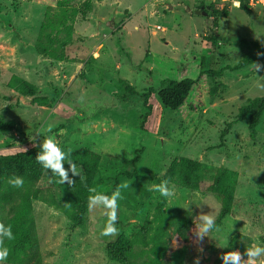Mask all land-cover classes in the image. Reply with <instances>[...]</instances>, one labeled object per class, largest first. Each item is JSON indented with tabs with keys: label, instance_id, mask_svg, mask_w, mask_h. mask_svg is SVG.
Masks as SVG:
<instances>
[{
	"label": "rangeland",
	"instance_id": "rangeland-1",
	"mask_svg": "<svg viewBox=\"0 0 264 264\" xmlns=\"http://www.w3.org/2000/svg\"><path fill=\"white\" fill-rule=\"evenodd\" d=\"M219 4L216 13L203 14L196 0H0V122L15 123L10 131L0 130V154L27 150L53 135L65 152L85 148L99 154L91 185L97 191L111 195L122 181L132 182L118 202L115 237L101 235L107 210H89L87 188L81 190L84 197L78 196L84 166L77 165L83 179L73 177L72 187L46 169L41 179L25 182V190H41L32 215L42 264H120L107 248L120 237L132 241L137 263L194 264L200 256V264H220L222 246L237 234L264 246V118L255 139L249 120H238L240 107L264 95V72L256 73L253 64L236 68L250 42L264 41V10L248 14L227 7L224 14ZM49 20H55L51 28ZM203 70L216 75H208L197 110L184 117L165 107L154 132L141 129L147 111L143 94L150 87L159 88L166 78L203 83ZM22 81L37 88L35 97L22 94ZM181 156L209 167V182L218 167L237 172L233 209L226 218L219 221L220 194L188 188L180 176L170 181L174 197L149 191L167 180L171 158ZM50 195L62 205L83 199V225L73 226ZM175 208L193 211L196 223L201 212L216 217L218 230L204 238L203 252L194 240L187 244L166 237L167 247L156 241ZM148 224L152 228L145 237L142 228Z\"/></svg>",
	"mask_w": 264,
	"mask_h": 264
},
{
	"label": "trees",
	"instance_id": "trees-1",
	"mask_svg": "<svg viewBox=\"0 0 264 264\" xmlns=\"http://www.w3.org/2000/svg\"><path fill=\"white\" fill-rule=\"evenodd\" d=\"M196 1L202 10L209 12V9H211L215 13L218 11L216 4H219L220 0ZM241 9H244L248 14L254 11L250 10L246 4H243ZM221 12L227 14V6ZM54 24L55 20H49L47 27L51 28ZM40 50L42 53H45L48 51V48L40 47ZM258 51L264 52V43L259 40L250 42L236 68L252 65L253 61H263L264 57L256 55ZM212 74L216 75L211 70L201 71V78L206 77L203 83L191 77L181 79L166 78L162 81L159 88L150 87L143 94V103L147 111L141 120V129L151 133L154 132L165 107L180 113L184 117L189 112L197 110L198 103L200 101L202 103L203 101V85H205L207 77L209 78L208 75ZM21 83L20 89L22 94L28 97H35L37 88L27 81H22ZM127 89L136 92L135 87L131 85H127ZM214 91L215 89L211 91L212 94ZM43 100L45 101V98ZM263 118L264 95L249 99L239 109L238 120H249V131L252 139L257 137ZM14 125V121H1L0 130L10 131L14 129ZM42 141L24 151L12 154H0V221L12 226L15 237L11 241H6L7 246L10 248V253L4 262L9 264H42L43 262L37 224L32 215V202L41 196V190H25L23 187L14 188L9 183V180L14 176L23 177L24 183H34L41 179L45 169L37 162L35 157L41 151L40 144ZM137 151L140 152V150ZM136 155L135 160L139 159L138 154ZM71 159L77 165H82L85 168V179L78 184V188L80 189L78 196L79 198L84 197L81 190L84 188L88 190L91 187L99 169V154L83 148L73 152ZM207 168L209 167L189 157H173L171 158L166 177L167 180L172 181L175 176H180L188 188L203 189L220 194L223 200L222 211L219 216V221H221L232 212L238 175L237 172L227 167H218L213 180L209 182V180L206 181ZM48 197L53 204L61 207L70 216L73 226L83 225L84 213L87 208V204L83 199L79 200L77 197L74 201L69 202L71 205L69 208L65 207V204L58 203L53 195ZM159 212L162 213V209ZM195 223V213L193 211L179 208L172 209V214L165 220L162 232L156 234V241L163 242L166 247L168 246L167 238L175 239L178 243H192L194 240L193 230L196 227ZM151 228V224L143 226L142 233L145 237L148 236V230ZM252 243L253 239L251 237L237 234L228 242L223 253L230 250H239L241 253H244L245 249ZM107 248L110 259L120 264L161 263L160 260L155 259L144 261L143 263L135 262L132 259L133 243L130 239L123 237L115 241H109ZM219 263L221 264V260Z\"/></svg>",
	"mask_w": 264,
	"mask_h": 264
},
{
	"label": "clouds",
	"instance_id": "clouds-1",
	"mask_svg": "<svg viewBox=\"0 0 264 264\" xmlns=\"http://www.w3.org/2000/svg\"><path fill=\"white\" fill-rule=\"evenodd\" d=\"M235 7L239 8L240 0H233ZM264 43V41H262ZM258 57H264V52H257ZM253 69L256 73L264 72V63L260 61H253ZM264 87V85H261ZM84 96L81 95L79 98L80 102H83ZM51 132V127L48 128ZM39 135V133H37ZM41 151L37 153V162L46 170L50 171L53 175L58 176V183L67 184L72 187L75 183L73 177L79 176L83 179L82 168H79L77 164L71 159L72 149H68L67 152L62 150L59 142L53 135L47 136L40 144ZM129 160L133 159L132 155H127ZM65 162L69 165L68 168L65 167ZM71 173V175H70ZM259 172L254 173V176ZM12 187L18 188L23 187L24 180L21 176H14L9 180ZM130 181H122L117 187L111 192V195L104 194L103 192L97 191L95 187L88 188V208L93 210L98 206H102L107 211L105 215L107 216L106 224L101 232L102 236L105 237H115L119 234V229L116 224L118 221V209L119 201L122 200L123 191L130 187ZM149 191L158 192L162 197L171 198L175 196V185H171L169 180H162L159 184H154L149 188ZM65 207H71L69 203L65 204ZM199 223H195L196 227L194 232V242L199 245L198 251L203 252V241L205 237H208V233L217 229L216 217L201 212L197 217ZM14 234L11 225H6L3 221H0V264H3L7 260L10 248L7 246L6 241L13 240ZM227 244L222 247H226ZM245 256L247 257L245 259ZM264 257V246L257 243H252L247 247L244 253L239 250H230L224 252L220 259L221 264H257L260 258ZM201 257L197 256L194 258V264H200ZM261 264H264V260H261Z\"/></svg>",
	"mask_w": 264,
	"mask_h": 264
},
{
	"label": "built area",
	"instance_id": "built-area-1",
	"mask_svg": "<svg viewBox=\"0 0 264 264\" xmlns=\"http://www.w3.org/2000/svg\"><path fill=\"white\" fill-rule=\"evenodd\" d=\"M246 4L250 10L262 8L264 10V0H240V7ZM220 8L223 9L225 6L229 8L235 7L233 0H220ZM164 30V28H163Z\"/></svg>",
	"mask_w": 264,
	"mask_h": 264
},
{
	"label": "water",
	"instance_id": "water-1",
	"mask_svg": "<svg viewBox=\"0 0 264 264\" xmlns=\"http://www.w3.org/2000/svg\"><path fill=\"white\" fill-rule=\"evenodd\" d=\"M200 8H198V10H196V13L197 14H200L201 13V10H199ZM207 10H208V8H207ZM208 12L206 11V10H204L203 11V14H207Z\"/></svg>",
	"mask_w": 264,
	"mask_h": 264
}]
</instances>
